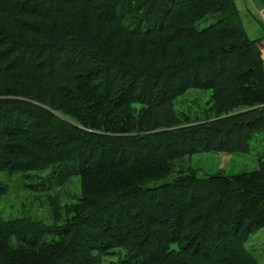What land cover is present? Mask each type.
Segmentation results:
<instances>
[{"label":"trees","instance_id":"trees-1","mask_svg":"<svg viewBox=\"0 0 264 264\" xmlns=\"http://www.w3.org/2000/svg\"><path fill=\"white\" fill-rule=\"evenodd\" d=\"M260 42L236 0H0V74L35 72L63 94L57 111L77 124L34 108L46 148L83 180L58 230L0 218V264H260L245 242L264 228V156L233 176L174 177L171 164L248 152L264 129ZM191 89L212 92L205 116L176 110ZM10 102L0 100V152L18 143L19 157L41 162L34 136L20 144L39 122ZM46 166L32 169L41 193L64 185Z\"/></svg>","mask_w":264,"mask_h":264},{"label":"rangeland","instance_id":"rangeland-1","mask_svg":"<svg viewBox=\"0 0 264 264\" xmlns=\"http://www.w3.org/2000/svg\"><path fill=\"white\" fill-rule=\"evenodd\" d=\"M236 2L248 36L253 40L263 41L264 15L261 11L264 8V1L236 0ZM217 20V16L208 17L199 23V27L204 29ZM2 48L4 46L0 49ZM2 64L5 66L7 62L1 61ZM15 73L11 75L0 74V100L11 101L9 105L13 108L14 106L20 108V113L24 115L20 117L21 119L32 123H35L36 120L39 122L38 124L35 123V135H26L20 144L26 145L30 140L28 138L34 136L36 145L43 148L40 152L42 161H36L32 165L28 158L19 157L18 153L22 148L18 143L11 146L10 154L0 152V218L5 222L22 220L23 228L26 230H32V226H34L32 222L36 221L58 230V226L69 223L70 218L73 217L72 211H66V207L69 209L68 206H74L78 203V199L83 193V180L80 177L70 178L69 172L74 166L72 164H76V162L61 161L65 155L56 146L49 148V150L46 148L54 145L51 143L53 138L51 134L49 135L46 127H43L47 123V119L37 117L41 112L34 107H39L47 116L56 115L72 123H76V119L66 115L67 111H57L58 107L63 104L64 97L57 89L53 88L51 81H46L39 74L31 71L25 75ZM26 79H29L28 82ZM211 96V91L191 89L176 100L175 108L179 112L191 116H200L201 114L205 116L210 106ZM41 118L46 123H43ZM262 156H264V129L252 136L248 152L245 154L200 152L176 159L171 164L175 170L174 177L187 176L193 172L201 175L223 174L233 176L250 173L258 169L259 158ZM46 165L51 170L44 173L49 174L53 169L52 173L55 178L60 175L64 185L61 188L49 190L48 193H41L31 186L39 181L38 175H33L32 169L37 166L39 171H42ZM63 173L67 176H63ZM171 180H173L172 177L156 181L152 183V186L170 183ZM56 234L58 233L56 232ZM46 237L47 240L58 239V236L55 235ZM245 247L260 264H264V228L251 233L245 242Z\"/></svg>","mask_w":264,"mask_h":264},{"label":"crops","instance_id":"crops-1","mask_svg":"<svg viewBox=\"0 0 264 264\" xmlns=\"http://www.w3.org/2000/svg\"><path fill=\"white\" fill-rule=\"evenodd\" d=\"M261 13L264 15V8H262ZM260 47H261L262 55L264 57V40L260 42Z\"/></svg>","mask_w":264,"mask_h":264}]
</instances>
